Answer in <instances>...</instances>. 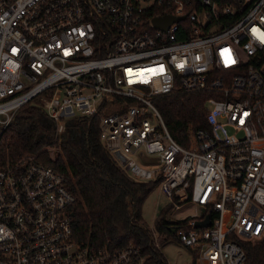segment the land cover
I'll return each instance as SVG.
<instances>
[{
	"label": "built area",
	"instance_id": "2783aa9c",
	"mask_svg": "<svg viewBox=\"0 0 264 264\" xmlns=\"http://www.w3.org/2000/svg\"><path fill=\"white\" fill-rule=\"evenodd\" d=\"M166 16L182 19L156 28ZM261 33L264 0H0V148L30 103L57 138L95 119L131 179L157 182L171 212L203 210L171 226L195 264H244L236 239L264 238ZM176 91L206 94V127L187 146L156 106ZM74 203L62 174L0 151V264H144L132 245L75 240ZM206 216L210 227L195 228Z\"/></svg>",
	"mask_w": 264,
	"mask_h": 264
},
{
	"label": "trees",
	"instance_id": "16d2710c",
	"mask_svg": "<svg viewBox=\"0 0 264 264\" xmlns=\"http://www.w3.org/2000/svg\"><path fill=\"white\" fill-rule=\"evenodd\" d=\"M205 93L176 91L156 100L157 109L173 139L187 146L188 131L206 127ZM56 146L59 154L50 159L42 151ZM2 155L10 158L34 156L44 166L62 174L68 191L74 196L72 230L74 239L95 247H136L144 264H167L157 246L176 240L166 220L169 206L154 222L158 244L142 221V206L157 182L137 183L114 161L99 140L95 119H73L64 133L55 136V126L32 103L17 111L2 137ZM244 264H264V238L257 243H239ZM193 255L191 264H195Z\"/></svg>",
	"mask_w": 264,
	"mask_h": 264
},
{
	"label": "rangeland",
	"instance_id": "374dc122",
	"mask_svg": "<svg viewBox=\"0 0 264 264\" xmlns=\"http://www.w3.org/2000/svg\"><path fill=\"white\" fill-rule=\"evenodd\" d=\"M188 144V143H187ZM48 153L50 159H55L59 154L58 148L56 146L45 145L42 149ZM145 158V157H142ZM170 206L169 201L166 197L160 194L158 187L150 193V195L145 199L142 206V221L145 223L148 232L152 235L154 244L157 245V234L154 230L155 220ZM201 209L191 207L188 204L182 206L178 211H170L166 215V220L168 222L176 223L177 221L184 220L186 218H191L200 215ZM239 243H257L260 240H245L236 239ZM262 240V239H261ZM161 254L166 260L167 264H191L193 258V252L188 248L181 245L177 239L171 240L163 246H157Z\"/></svg>",
	"mask_w": 264,
	"mask_h": 264
},
{
	"label": "water",
	"instance_id": "95a60500",
	"mask_svg": "<svg viewBox=\"0 0 264 264\" xmlns=\"http://www.w3.org/2000/svg\"><path fill=\"white\" fill-rule=\"evenodd\" d=\"M181 19L182 18H174V17L166 16L163 18H156L153 20V22L156 28L166 31L172 22H177ZM121 161L123 160L121 159ZM202 214H203V210L200 211V215ZM210 225H211L210 218L206 216L203 221L196 222L194 227L195 228H207V227H210ZM171 232L174 234L175 229H172Z\"/></svg>",
	"mask_w": 264,
	"mask_h": 264
},
{
	"label": "snow or ice",
	"instance_id": "6c2138e0",
	"mask_svg": "<svg viewBox=\"0 0 264 264\" xmlns=\"http://www.w3.org/2000/svg\"><path fill=\"white\" fill-rule=\"evenodd\" d=\"M260 39L262 40V41H264V33H261L260 34ZM67 54V53H66ZM228 61H226V63H227Z\"/></svg>",
	"mask_w": 264,
	"mask_h": 264
},
{
	"label": "crops",
	"instance_id": "0c3cea01",
	"mask_svg": "<svg viewBox=\"0 0 264 264\" xmlns=\"http://www.w3.org/2000/svg\"><path fill=\"white\" fill-rule=\"evenodd\" d=\"M192 207V206H191ZM194 208H196V207H194Z\"/></svg>",
	"mask_w": 264,
	"mask_h": 264
}]
</instances>
